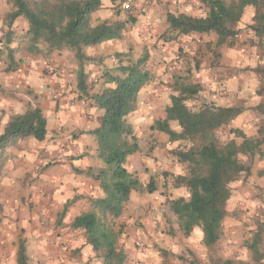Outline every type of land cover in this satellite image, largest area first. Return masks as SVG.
Here are the masks:
<instances>
[{"label":"crops","instance_id":"1","mask_svg":"<svg viewBox=\"0 0 264 264\" xmlns=\"http://www.w3.org/2000/svg\"><path fill=\"white\" fill-rule=\"evenodd\" d=\"M129 1L127 11L135 21L126 24L122 37L83 47L88 58L84 71L89 94L109 85L101 77L102 71L124 64H113L114 58L120 60V53L127 52L130 42L134 48L147 44L149 61L154 60V66L146 68L151 79L139 90L135 109L127 116L139 149L127 158L126 168L137 176L139 186L131 191L122 213L113 218L118 231L116 244L126 254L125 264H211V247L202 243L201 229L195 227L185 236L169 208V200L183 197L185 192L183 186L169 183L172 176L180 174L169 165L172 159L181 165L172 153L179 142L169 141L167 134L151 125L165 117V107L171 95H177L179 86L198 84L197 94L187 105L241 106V113L223 126L230 128L231 140L237 145H243V141L237 140L236 132L243 140L256 141L260 136L262 142L252 153L256 152L261 160L252 171L260 168L264 172V133H259L264 126V32L257 36L249 27L256 10L246 6L234 26L237 33L217 45L214 32L168 31L167 12L205 15L202 11H207V6L201 0ZM120 2L101 0L100 7L91 14L93 23L127 20L124 12L116 13ZM11 10L8 0H0V86L5 91L0 94V104L7 110V120L29 107H38L46 118L47 139L20 137L0 149L5 159L0 177V264H17L19 240L24 243L27 264H93L91 246L82 230L72 228L71 223L91 209L93 199L103 196L100 181L88 171L104 167L90 133L100 125L102 110L79 92L78 63L74 52L66 47L45 54L44 45L41 55L26 57H16V52L15 68L7 70L3 46L14 49L22 45H14L6 36L21 31L26 40L27 28L23 17L8 26L5 19ZM184 75L185 79L180 78ZM138 124L148 126L140 135L135 130ZM169 125L180 131L175 121H169ZM140 139L149 141L151 152L143 151ZM145 177L153 179L151 192L147 191L149 181ZM245 206L244 200H227L221 235L212 250L233 264H264L260 244L256 260L246 246L257 227L252 225L254 217L245 212Z\"/></svg>","mask_w":264,"mask_h":264},{"label":"trees","instance_id":"2","mask_svg":"<svg viewBox=\"0 0 264 264\" xmlns=\"http://www.w3.org/2000/svg\"><path fill=\"white\" fill-rule=\"evenodd\" d=\"M206 6L205 15L193 16L184 13H166L168 31L172 34L191 32L217 35L216 44L220 45L237 30L235 24L240 20L246 6L256 10L254 23L249 27L260 36L264 32V0H201ZM12 10L6 15L5 22L10 27L17 17L27 22L24 47L7 48V70L14 69V54L17 51L41 53L40 42L45 43L50 52L66 47L74 52L78 61L77 88L89 96L93 104L102 110L101 123L90 133L96 142L97 156L104 167L88 170L100 181L103 196L91 201V209L77 215L71 227L82 230L86 243L94 252L100 264H125L126 254L118 248V231L114 228L113 218L119 216L133 189L139 186L137 177L126 168L127 158L134 154L139 145L127 116L135 109L139 90L151 79L144 66L146 56L137 61L119 65L114 73L105 71L101 77L108 86L99 92L89 94L87 61L83 47L93 46L110 39L122 37L127 20H102L93 23L91 14L101 5V0H8ZM172 37V36H170ZM118 72L119 74H117ZM199 90L198 84H182L177 95H171L170 104L165 107V117L155 120L152 129L168 135L169 141H188L187 149L177 148L173 155L187 168L186 174L174 176L175 184L184 185L189 192L188 198L169 200V208L176 216L179 229L185 236L193 228L199 227L203 233L202 243L212 247L221 235V224L227 211L226 202L230 195L229 184L247 170L238 158L239 148L233 140L224 145L217 142L214 131L239 115L241 106H216L202 104L198 108L187 105ZM175 121L180 131L170 127ZM259 133H264L261 126ZM47 135L46 118L38 107H29L23 113L13 114L0 133V149L12 145L20 137L32 136L44 140ZM262 142L245 139L244 150L252 152ZM254 147V148H253ZM0 155V167L5 159ZM153 179L147 183V191H153ZM264 210V190L262 191ZM264 222L258 224L247 248L253 259L259 256L258 244L262 242ZM17 264H27V255L22 240L17 247ZM214 264H233L231 259H216Z\"/></svg>","mask_w":264,"mask_h":264},{"label":"rangeland","instance_id":"3","mask_svg":"<svg viewBox=\"0 0 264 264\" xmlns=\"http://www.w3.org/2000/svg\"><path fill=\"white\" fill-rule=\"evenodd\" d=\"M225 1H229V0H225ZM119 12H124L125 17H127L126 19H129L131 17L127 10H122L121 8H119V9L117 8L116 13H119ZM202 12H206V10H204ZM19 25H21V24H18V27H19ZM130 27H132V25ZM8 34L9 35L6 36V38L9 40L11 39L10 41H12L14 43V45L19 43L22 45L21 47L25 46L26 40L24 39L21 31H19L17 33V35H15L14 32H9ZM44 45H45V43H43V42L39 43V46L42 48H44ZM127 46L130 47L128 50L126 49L127 52L120 53V56H121L120 60H117L118 57L116 56L114 58L113 64L115 62H118V61H123L124 64H129V63L137 61L142 56H146V62L144 63V66L146 68L147 67L150 68V66H152V65L154 66V63H153L154 60H152V62L149 61L150 55L148 54V50L146 49L147 44H144L143 46H141V44H137V45H135L136 47L134 48V44L132 42H130L129 45H127ZM146 51H147V53H146ZM46 53H47V51L45 52V54ZM133 53H139V54L133 55ZM3 54H4V57H6L7 49L4 46H3ZM146 54H148V55H146ZM28 55H33V54H28V53H26V51H17V53H16V57H19V56L26 57ZM34 55H41V53L34 54ZM6 60H7L6 64L9 63V59H6ZM77 63H78V61H77ZM86 63H87V61H85L84 65ZM116 68H117V66L112 67L111 70H109L110 68L107 67V68L103 69L102 74L105 71H110V72L114 73ZM148 71H150V70H148ZM185 77H186V75L181 76L180 78L185 79ZM4 93H5L4 89L0 86V94H4ZM194 99H196V98H194ZM190 100L191 99L187 100L186 102L190 103ZM153 116L157 117L155 112H154ZM7 117H8L7 110L5 108H2L1 104H0V132L2 131L3 125H4L5 121L7 120ZM133 121H134V119H133ZM147 128H148V126L145 124H138V126L135 127V130L137 131L136 135L137 134L140 135V133L142 131H146ZM229 129L230 128H228V127L221 126L220 128H218L214 131V136H215V138L219 144L224 145L228 141H231L232 137H231V132H229ZM236 136L239 137L237 139L239 142L244 141L243 137L240 136V134H237V132H236ZM45 139H47V137ZM233 141L237 145L236 141L235 140H233ZM178 142H179L178 146L175 147L173 150H175L177 148L187 149L191 145V143L188 141H182L181 140ZM140 143L142 144V148H143L144 152L149 153L153 149V147L149 146V141L143 142V140L140 139ZM159 143L163 144V141H161ZM237 147L239 148L238 158L247 167V170L242 172L236 180H234L233 182H231L229 184L230 195H229L228 200L230 201L232 199V200L236 201L237 198L241 199L242 201L244 200L246 203L244 210H245V212H250V215H252L254 217V219L252 220V225L253 226L255 225V227H257L259 223L264 222V210H263V204H262V191L264 190V172H260V170H261L260 168H258L255 171L254 170L252 171V169H253L254 165L257 164L261 159L258 157L256 152L250 153V152L244 150L240 144L237 145ZM173 150H172V153H173ZM253 150L254 149H252V151ZM167 160H170L168 156H167ZM134 161H135V159L132 160V162H134ZM169 165L172 168H175V170H174L175 173H180V174L181 173H183V174L187 173L186 165L185 164L178 165L177 163H175V159H172L169 162ZM131 167H133L132 164H131ZM1 175H2V166L0 167V177H1ZM162 176H164V178H165V172L162 173ZM174 176H172L173 179H174ZM145 180H146V182L149 181L147 177H145ZM168 180H171V179H168ZM169 183H170V185L172 184L171 186H173V187H176L175 185H180V187L183 186L184 191H185L183 194V197L188 198L189 192H188V189L184 185L175 184L173 182V180H171ZM212 248L213 247H211V250L210 249L208 250L209 251L208 262H210L211 264H214L216 259H221L222 257L217 256L214 253V250H212ZM260 248L262 251H264V233H263V240L260 243ZM77 252H74V254ZM180 258H182V256ZM93 264H100V261L94 257Z\"/></svg>","mask_w":264,"mask_h":264},{"label":"built area","instance_id":"4","mask_svg":"<svg viewBox=\"0 0 264 264\" xmlns=\"http://www.w3.org/2000/svg\"><path fill=\"white\" fill-rule=\"evenodd\" d=\"M130 1L129 0H121L119 6L122 10H128L130 8Z\"/></svg>","mask_w":264,"mask_h":264}]
</instances>
